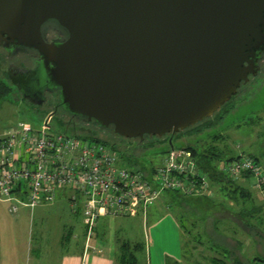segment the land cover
I'll return each mask as SVG.
<instances>
[{
  "label": "water",
  "instance_id": "1",
  "mask_svg": "<svg viewBox=\"0 0 264 264\" xmlns=\"http://www.w3.org/2000/svg\"><path fill=\"white\" fill-rule=\"evenodd\" d=\"M46 24L64 38L46 42ZM0 50L35 52L37 92L71 119L172 149L257 73L264 0H0Z\"/></svg>",
  "mask_w": 264,
  "mask_h": 264
},
{
  "label": "rangeland",
  "instance_id": "2",
  "mask_svg": "<svg viewBox=\"0 0 264 264\" xmlns=\"http://www.w3.org/2000/svg\"><path fill=\"white\" fill-rule=\"evenodd\" d=\"M22 63L28 64L24 59H22ZM2 81L4 82V79L0 75V82ZM244 87L229 102L227 106L229 108L228 113L220 121L216 120L213 122V126H215L213 129H205L200 134L189 136H193L191 140L195 138L194 142L188 140L177 141L174 139L173 148L178 149L190 143L192 145H189L196 148L199 152L206 148L209 137L220 134L226 136L225 141L218 144V147H224L225 151L228 149L225 153L226 157L230 155H242L244 157L258 156L260 157L259 165L264 175V156L261 155L264 151V144L263 139L258 135L264 130V76L252 78ZM44 119L43 116L25 109L24 105L19 102V97L14 88L11 89L6 98L0 100V135H3L5 130L14 127L18 122L27 124L32 128H37L38 125L44 122ZM250 120H255V125L249 126L245 124ZM49 124H51L53 131L63 130L54 122L49 121ZM77 134L89 140H91V137L85 136H94L92 133ZM109 137L111 140L112 136ZM100 138L102 137L100 136ZM159 143L154 139L145 140L141 143H127L124 141L117 150L121 166L134 172L148 173L150 166H157L160 163L163 151L162 148L156 147L160 145ZM132 153L138 158V162L127 160V156ZM219 169L222 170L223 165H220ZM241 185L245 186L252 193L255 205L260 206L264 203V190L255 188L256 179L254 177L243 179ZM213 191L208 203L214 200L213 202L216 204V199L219 201L223 199L224 206H231L227 197L221 196V193L214 189ZM17 199L20 198L13 195L11 200H0V202L14 201L13 204L20 207V204L16 202ZM166 203H168V195L162 191L157 200L153 204L148 205L144 211L134 208L128 216L115 217L112 231L113 237L116 240L127 241L131 244H145L147 228L158 221L164 214H169L174 221L178 222L179 226H183V231H185L182 236V244L180 243L179 246L183 264H211L210 258L212 257L224 260L226 264H233L235 259H238L241 263L259 264L254 259L264 252V238H257L246 231V229L244 230L241 224L245 221L239 219L238 215V217L234 216V212H231L232 216H229L225 210L218 209V205H216L217 208L209 211L206 217L203 216L205 217L203 220L196 213V217H194L196 225L192 227L191 224L194 219L191 216L184 214L177 206L170 205V207H166ZM11 206L0 203L1 209ZM70 209L68 203L60 195L51 204L35 207L31 214L28 211L27 222L23 225L24 229H19V225L14 229L10 227H4L3 231L0 229V259L15 256L16 259L23 261L28 252L31 260L40 257L49 264L59 262L62 259L60 243L63 235H66L70 227L72 230L75 228L80 231L83 227L81 223L82 217L79 214H72ZM186 209L192 210L189 207H186ZM21 211L27 212L25 209H21ZM220 218L223 219L219 220ZM214 221L215 223L213 224ZM106 225V223L103 226L99 224L98 233L101 228L106 232ZM197 232L200 234L196 235ZM194 235L198 237L193 239L190 247L183 245L189 239L188 237ZM262 235L264 236V231H262ZM198 239L202 240L203 244H199L197 242ZM80 244L79 242V246H81ZM211 244L225 248L230 253L229 256L224 258L219 253L210 250L208 247ZM32 248L33 251L29 253V250ZM40 252L41 254L39 255Z\"/></svg>",
  "mask_w": 264,
  "mask_h": 264
},
{
  "label": "built area",
  "instance_id": "3",
  "mask_svg": "<svg viewBox=\"0 0 264 264\" xmlns=\"http://www.w3.org/2000/svg\"><path fill=\"white\" fill-rule=\"evenodd\" d=\"M0 135V200L19 194L20 205L34 209L53 203L59 192L70 190L83 198L82 220L86 240L95 235L104 217L128 216L132 209L152 204L162 191L186 196H212L208 179L186 148L162 152L149 172L121 166L118 146L89 140L69 131H53L48 119L37 128L18 122ZM237 180L243 174L264 190L260 165L240 156L221 170ZM17 206L10 207L16 212ZM259 264H264L261 262Z\"/></svg>",
  "mask_w": 264,
  "mask_h": 264
},
{
  "label": "trees",
  "instance_id": "4",
  "mask_svg": "<svg viewBox=\"0 0 264 264\" xmlns=\"http://www.w3.org/2000/svg\"><path fill=\"white\" fill-rule=\"evenodd\" d=\"M10 91L11 88L8 87V85L5 82H0V100L6 98L9 95ZM228 105L229 103L225 104L214 115L212 119H207L202 124H199L195 127L185 130L184 132L176 135L173 138V140L180 138L183 135H187V136L197 135L200 134V132H202L205 129H213L215 127L213 126L214 125L213 122L216 120L220 121L224 117V115L228 113L229 111V108H227ZM254 123L255 120H250L247 121L245 124L252 126L255 125ZM258 135L263 139V144H264V130L263 132H260ZM87 137H91L92 140L104 142L106 144H112L115 147H117L114 143L110 142L111 140L109 138H104V137L100 138L99 135L87 136ZM225 139L226 137L220 134L212 135L207 139L208 145L206 146V148L200 150L199 152L193 146L186 147V149L191 151L197 169L201 173L206 175L212 193L214 192L213 191L214 189L215 191L221 193V196L227 197L229 202L231 203V206L230 205L224 206L223 199H221L222 201L216 199V204H214L213 202L214 200L211 199L212 201H209L208 203V200L212 196H198V197L186 196L184 194L169 190L164 191V193L168 195V203H166V206L168 207H170V205L177 206L180 210H182L184 214H186L187 216H191L193 219L194 217H196V213H198L200 215V218H202L203 220L206 217L207 213H209V211L213 210L214 208H217L216 205H218V209L225 210L226 214H228L229 216H232V213L234 212L233 213L234 216L238 215L240 217L239 219L245 221L244 223L241 224L244 230L246 229V231H248L257 238H261V237L264 238V236L262 235V231H264V203L260 206L255 205L253 202L252 193L249 190H247L245 186L241 185V182L239 181L242 178L249 179L250 177H252V175L243 174L240 176L239 179L234 180L219 169L220 165L229 164L232 161L238 159L240 156H242V155H237V156L230 155L226 157L225 153L228 151V149L227 151H225L224 147L222 148L218 147L219 142L225 141ZM164 140L166 141L167 149L164 150L163 152H166L168 151V149H170V147L168 145L167 139ZM164 140L157 139V141L160 143L164 142ZM173 140H172V145H173ZM117 148L119 149L120 147ZM261 155L264 156V151L261 153ZM248 158H250L253 162L259 165L260 157L248 156ZM127 160L130 162L131 161L136 162L135 160L132 159V157L129 156H127ZM262 188L264 189V187ZM186 207L192 208V210H187ZM227 208L232 211H229ZM221 219L223 218H220L219 220ZM214 223L215 221L213 222V224ZM195 225L196 223L194 219L191 226L194 227ZM180 228L183 231L182 225H180ZM183 233H185V231H183ZM198 234L200 233L197 232L196 235ZM195 237L198 236L194 235L188 237L189 239L186 238L188 240L187 242L183 243V245L190 247V243L193 241V239H195ZM197 242L199 244H203L202 240L200 239H198ZM117 243L118 244L116 249V257H115L116 264H138L136 253L140 251L141 244L140 243L131 244L130 242L120 241V240H118ZM208 248L212 251L219 253L224 258H227L230 254L228 251L225 250V248L220 247L216 244H211ZM191 249L193 250L192 247ZM261 254L262 255H260L259 257L257 256L254 259V261L258 263L264 262V252H262ZM210 262L211 264H226L224 260H220L217 257L210 258ZM165 264H179V263L174 262L170 259H166ZM233 264H246V262L241 263L238 259H235Z\"/></svg>",
  "mask_w": 264,
  "mask_h": 264
},
{
  "label": "crops",
  "instance_id": "5",
  "mask_svg": "<svg viewBox=\"0 0 264 264\" xmlns=\"http://www.w3.org/2000/svg\"><path fill=\"white\" fill-rule=\"evenodd\" d=\"M225 135V134H224ZM226 137V136H225ZM192 137L185 135L184 137L177 138L175 140H188L194 142V139L191 140ZM196 141V140H195ZM165 143V144H163ZM159 148H162L164 151L167 148L166 141L159 143ZM190 143H187L180 148L189 147ZM133 160L138 162V158H136L133 153L129 155ZM244 178L240 179L241 182ZM68 192V193H67ZM70 192V193H69ZM62 196L63 199L70 206V210L72 214H79L82 217V207H83V198L73 191H62L59 192L58 196ZM19 198L20 195L16 194ZM57 196V197H58ZM157 200V199H156ZM155 200V201H156ZM154 201V202H155ZM14 201H3L1 204L13 205ZM153 204V203H152ZM151 205V204H150ZM148 206V205H147ZM146 206V207H147ZM142 208H136L145 210ZM167 207V206H166ZM5 209L0 208V229L3 231L4 227H10L14 229L19 225V229H24V224L27 222L28 211L30 214L33 209L20 205L17 206L16 212H11L10 207ZM21 209L27 210V212H22ZM22 212V213H20ZM104 217L101 218L95 228V235L89 240H86L85 236V228L83 225V220L81 218L82 230L73 229L70 227L67 230L66 235L62 237L60 243V251L62 254V259L55 264H116V249L117 242L115 237L112 235L114 219ZM107 224L106 232L104 229L98 233V225L103 226ZM176 220L170 217L169 214H164L158 221L154 222L150 225L146 230V239L145 244H141L140 251L136 253L138 264H165L166 259H170L179 264H183L180 255V243L183 239V231L180 226L177 224ZM181 230V232H180ZM181 237V240H180ZM180 241V242H179ZM79 242L81 243L79 246ZM65 243V244H64ZM182 244V243H181ZM182 247V245H181ZM79 248V252H78ZM30 249V248H29ZM33 251V248L29 250V253ZM182 252V251H181ZM41 252L39 253V255ZM0 264H49L47 261H43L42 258L38 257L35 260H31L30 256L27 252V256L25 260L21 261V259H16L15 256L5 257L0 259ZM54 264V263H51Z\"/></svg>",
  "mask_w": 264,
  "mask_h": 264
},
{
  "label": "flooded vegetation",
  "instance_id": "6",
  "mask_svg": "<svg viewBox=\"0 0 264 264\" xmlns=\"http://www.w3.org/2000/svg\"><path fill=\"white\" fill-rule=\"evenodd\" d=\"M43 37L46 42L52 43L62 40L64 34L55 25L46 24L43 28ZM22 59L26 60L28 64L22 63ZM257 67L258 71L255 76L250 78V81L254 77L264 76V52L257 62ZM40 70V59L35 52H18L15 55H9L6 51L0 50V75L8 87L15 89L19 102L24 105L27 111L43 116L45 119L60 126L64 131L84 134L92 133L93 135L110 139L109 134H105L98 128L71 119L69 115L57 106L55 92L47 88L37 92L41 86L39 80ZM245 85L239 91L243 90ZM111 138L113 139H111L112 142L118 147H120L121 143H124L122 139L113 136Z\"/></svg>",
  "mask_w": 264,
  "mask_h": 264
}]
</instances>
